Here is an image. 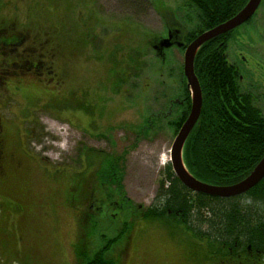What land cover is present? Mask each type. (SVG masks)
Wrapping results in <instances>:
<instances>
[{
  "label": "rangeland",
  "instance_id": "obj_1",
  "mask_svg": "<svg viewBox=\"0 0 264 264\" xmlns=\"http://www.w3.org/2000/svg\"><path fill=\"white\" fill-rule=\"evenodd\" d=\"M167 28L185 46L199 32L187 0H0V264H212L192 235L141 217L185 109L184 48H152ZM231 38L264 114V0ZM50 123L73 135L66 151Z\"/></svg>",
  "mask_w": 264,
  "mask_h": 264
},
{
  "label": "trees",
  "instance_id": "obj_2",
  "mask_svg": "<svg viewBox=\"0 0 264 264\" xmlns=\"http://www.w3.org/2000/svg\"><path fill=\"white\" fill-rule=\"evenodd\" d=\"M187 1L201 26L198 33L186 39L189 44L204 31L232 18L249 0ZM231 33L208 41L195 55L193 67L202 106L182 150L188 173L212 186L239 182L264 156V114L257 105V97L242 90L238 67L227 60ZM182 80L185 109L173 122L178 130L191 108L184 76ZM95 159L93 153L87 154L89 169ZM109 160L112 159L107 160L105 169L101 166L94 171L103 181L114 179L115 163ZM141 217L159 220L174 231L192 235L200 241L202 258L212 264H225L238 256L249 259V263L253 259L264 263V179L243 195L223 199L191 192L167 165L155 199ZM80 247H76L77 251ZM86 264L114 263L97 254Z\"/></svg>",
  "mask_w": 264,
  "mask_h": 264
},
{
  "label": "water",
  "instance_id": "obj_3",
  "mask_svg": "<svg viewBox=\"0 0 264 264\" xmlns=\"http://www.w3.org/2000/svg\"><path fill=\"white\" fill-rule=\"evenodd\" d=\"M262 0H249L248 3L232 18L204 31L194 38L184 48L183 76L191 97V108L189 114L177 132L170 148V166L173 174L180 183L193 193L203 194L217 198H233L245 194L264 179V156L253 168V170L239 182L228 186H212L195 180L186 170L182 160V150L189 133L196 124L202 106V95L198 80L194 74V58L198 49L208 41L232 32L237 27L246 23L257 11ZM184 47L182 43H177ZM173 45L171 38L162 39L153 49L158 52L170 48Z\"/></svg>",
  "mask_w": 264,
  "mask_h": 264
},
{
  "label": "flooded vegetation",
  "instance_id": "obj_4",
  "mask_svg": "<svg viewBox=\"0 0 264 264\" xmlns=\"http://www.w3.org/2000/svg\"><path fill=\"white\" fill-rule=\"evenodd\" d=\"M260 6V5H259ZM259 8V7H258ZM258 10V9H257ZM256 13V12H255ZM254 16V15H253ZM252 16V17H253ZM252 21V18L251 19H249L246 23H244V24H248V23H250ZM242 26V25H241ZM239 28V27H238ZM235 30V29H234ZM207 31V30H206ZM181 32H182V30H180V29H176V28H174V29H171V28H167L166 29V37H162L161 38V40L162 39H166V38H168V37H170L171 38V42L172 43H182L183 45H185V38H186V35H183V37H181L180 36V34H181ZM183 33V32H182ZM243 37H245L246 38V36L244 35ZM8 38V37H7ZM178 39H180V41L178 40ZM232 39V38H231ZM160 40V41H161ZM14 43H16V42H19L20 41V39H16V38H13V40H12ZM0 43H3V42H0ZM3 46V45H2ZM245 49V48H244ZM0 154H1V152H0ZM3 164H4V156H1L0 155V169L1 168H3ZM1 172V171H0ZM240 258H242V257H240V256H238V257H236L235 258V260H232V261H230V262H226L225 264H239L238 262V259H240ZM244 259V258H243Z\"/></svg>",
  "mask_w": 264,
  "mask_h": 264
},
{
  "label": "bare ground",
  "instance_id": "obj_5",
  "mask_svg": "<svg viewBox=\"0 0 264 264\" xmlns=\"http://www.w3.org/2000/svg\"><path fill=\"white\" fill-rule=\"evenodd\" d=\"M47 127L49 129L48 131L55 134L59 138L58 140L61 141V143L59 144L55 143L53 145L54 149H58V151L60 152L66 151L69 146V141L73 138V135L71 134V132L68 129L60 128L56 124L50 123V124H47ZM50 156H54L53 153H51Z\"/></svg>",
  "mask_w": 264,
  "mask_h": 264
}]
</instances>
